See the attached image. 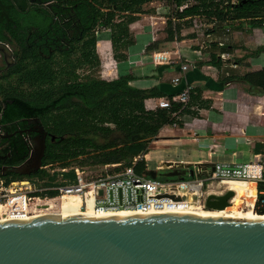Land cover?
<instances>
[{"label": "trees", "instance_id": "trees-1", "mask_svg": "<svg viewBox=\"0 0 264 264\" xmlns=\"http://www.w3.org/2000/svg\"><path fill=\"white\" fill-rule=\"evenodd\" d=\"M150 0H29L19 8L23 13L47 11L57 19L56 14L66 18L65 24L79 30L81 33L74 42L79 43V55L71 57L74 49L63 51L59 57L42 58L35 48L24 49L16 54V63L2 75L0 95L4 101L1 108L0 125L6 129L17 130V125L37 118L48 131L45 141L42 164L58 163L60 167L70 165L80 157L90 159L91 163L106 164L121 162L130 164L134 156L146 152L148 143L166 124L174 122L173 114L190 113L189 105L181 102H171L170 108L146 109L144 100L149 97L166 96L158 86L138 88L129 84L132 75L124 74L106 80L98 77L78 78L77 68L81 66L95 67L99 59L95 50L96 26L110 31V42L115 60H125L128 46L133 43L128 25L137 17L135 13L142 11V5ZM171 5H180L183 0H168ZM226 0H197L196 4L185 7L181 12H175V17L187 15H202L208 19L216 18V24L211 29L230 26L236 29L246 22L256 26L264 22V0H238L231 5ZM51 2V8L45 6ZM11 3L0 0V15L7 17V29H0L14 36L18 24L10 16ZM13 6V5H12ZM56 19L54 20L56 22ZM58 20V19H57ZM52 23L53 25H56ZM187 22V21H184ZM181 23L166 20V39L180 38ZM182 38V37H181ZM22 47L25 45L20 44ZM216 45V43H213ZM73 46V45H72ZM155 43L148 45L153 49ZM264 47H258L259 53ZM220 66L221 58L215 52L207 61ZM16 77L17 86L27 85L31 90H16L8 82V78ZM226 82H243L251 88L257 87L264 92V68L248 71L242 74L229 73L223 77ZM6 83V84H5ZM8 85V86H7ZM7 86V87H6ZM189 99L199 94L194 89ZM53 136V139H51ZM10 154L6 164H20L28 155L30 146L22 134L0 138V148ZM264 160V153H263ZM145 160L139 159L135 170L142 172ZM56 172L50 174L38 169L30 174H20L15 171L0 172V178L6 182L23 177H38L45 179L44 184H54ZM67 179H73V171L63 173ZM254 188L250 195H241L249 201L254 197ZM61 210V208L59 209ZM58 210V211H59ZM56 211L52 201H47L37 208L38 212Z\"/></svg>", "mask_w": 264, "mask_h": 264}, {"label": "crops", "instance_id": "crops-1", "mask_svg": "<svg viewBox=\"0 0 264 264\" xmlns=\"http://www.w3.org/2000/svg\"><path fill=\"white\" fill-rule=\"evenodd\" d=\"M5 1L9 2V0ZM25 1L27 0H14L11 3L13 6L11 5L10 16L20 28L40 29L42 25L50 21V14L47 11L36 12L42 17L43 24L35 18L24 19L29 16V12L22 14L19 6ZM166 1L163 3L162 0H150L142 5L141 12L135 13L137 18L128 25L135 36V42L128 46L125 60L113 58L110 31L101 27L100 36L106 34V38L103 39V35L98 38L95 36L98 59L102 68L108 65L109 61L115 65L113 73L101 71L105 74L101 78L107 80L109 78L107 76H110L108 74L114 75L116 72V75L110 79L130 74L132 79L129 84L132 86L138 88L158 86L160 91L171 95L178 93L186 82L192 87H200L202 80H206V87L198 89L199 95L190 98L191 112L173 114L179 125L175 120L171 124L164 125L155 138L148 143L149 146H165L151 148L149 152L168 154L173 158L174 167L192 163L209 165L218 160L245 161L256 154H263L264 92L259 88V91H255L254 88L257 87L251 88L243 82H224L223 85V77L229 74L225 68L232 70V62L236 65L233 68L239 65L235 59L231 60L235 56L240 58V62L245 63L243 73L264 68V50L255 52L258 47H264V25L261 23L249 26L244 22L236 29H231L230 26H227L228 29L226 26L209 29L205 37L214 38L212 40L216 45L212 46L216 47V51H209V57H207V52L205 53L204 50L210 47L208 40H204L206 46L202 48L199 44L197 45L199 39L197 36L183 30L190 29L192 32L189 21L179 22L182 38L166 39V20L169 17V5ZM6 18L0 15V29H7L4 26L7 23ZM153 29L161 31H153ZM2 38L0 37V45L2 41L6 43V39L1 40ZM219 41L224 42V45L219 46ZM152 43H155V46L153 49H148V45ZM214 52L217 55L220 52H228L229 58L221 59L220 66H215L207 62L210 54ZM154 53L164 54L167 57L166 61L154 60ZM137 62L141 64V67L135 65ZM179 62L188 63L190 68L185 78L174 85L171 79L179 74L177 70ZM202 71L210 77H206ZM223 72L224 75L221 74ZM2 75H0V82L5 81L2 80ZM193 93L196 94L195 91ZM162 97L166 96L146 98L145 108L153 109V99ZM0 99L2 100L1 95ZM145 153H143L145 160L150 161L146 157L148 152ZM162 154L159 156L161 157ZM59 175L56 174V178Z\"/></svg>", "mask_w": 264, "mask_h": 264}, {"label": "water", "instance_id": "water-1", "mask_svg": "<svg viewBox=\"0 0 264 264\" xmlns=\"http://www.w3.org/2000/svg\"><path fill=\"white\" fill-rule=\"evenodd\" d=\"M3 106L0 99V115ZM29 120L37 139L7 171L30 174L42 164L47 132ZM232 195L209 194L205 207L224 208ZM0 264H264V219L143 213L0 221Z\"/></svg>", "mask_w": 264, "mask_h": 264}, {"label": "built area", "instance_id": "built-area-1", "mask_svg": "<svg viewBox=\"0 0 264 264\" xmlns=\"http://www.w3.org/2000/svg\"><path fill=\"white\" fill-rule=\"evenodd\" d=\"M237 1L226 0L225 2L233 5ZM196 3L197 0H183L180 5L172 4L169 8V17L173 22L189 21L192 27L198 25L197 21L205 20L207 21L204 24L205 31L201 30L200 33L203 34L216 24L215 17L211 19L202 15L175 17V12H181L185 7ZM226 29H228L227 26ZM100 31L101 27L94 28L97 38ZM197 44L202 48L206 46L204 40ZM218 45L223 46L224 42L219 41ZM218 55L222 60L229 58L228 52H220ZM153 59L166 61L167 57L164 54L154 53ZM231 66L236 65L232 62ZM189 68L188 63L179 62L177 65L179 74L172 77V83L174 85L180 83ZM191 88V85L186 82L185 86L171 98H154L153 109L170 108L172 101L187 103ZM24 138L31 150L32 141L27 136ZM144 156L143 153L134 156L130 164L106 163L99 171H93L78 164L65 167H60L58 163L41 164L40 169L50 174L55 172L60 174L55 179V183L49 185L43 183L45 179L38 177H23L8 182L0 178V221L30 220V216L35 214L37 208L47 201H52L56 211L72 200L77 204V212L129 211L143 214L184 209L190 202L187 201L188 196H191V200L198 201L205 207L207 195H222L228 191L222 188L213 189L223 180L254 183L252 209L264 214V160L261 153L245 161L218 160L209 165L192 163L188 167H183L184 174L170 178L155 175L156 167H150L147 161L145 169L137 172L135 164L139 159H144ZM69 170L73 171V179L70 180L62 176ZM234 195L233 192L229 202Z\"/></svg>", "mask_w": 264, "mask_h": 264}, {"label": "flooded vegetation", "instance_id": "flooded-vegetation-1", "mask_svg": "<svg viewBox=\"0 0 264 264\" xmlns=\"http://www.w3.org/2000/svg\"><path fill=\"white\" fill-rule=\"evenodd\" d=\"M56 16L58 20L56 17L53 18L50 15V21H48L45 25H42L40 29H27L20 28L18 26L17 29H14V36L10 35L6 31L5 33H2L3 38L1 40L6 39V43L2 41V45H0V75L4 74V72L8 71L16 63V54H18L17 49H20L21 52L24 49L29 50L31 48H35L42 58L51 59L55 57V54L60 56L63 51H67L72 48L73 40L80 36L81 33H79L78 29L73 27V24L71 26L65 24L67 19L62 18V14H56ZM55 19L56 22L54 21ZM54 22L56 25L52 24ZM21 43L25 46L22 47L20 45ZM2 52L7 53L6 57L3 56ZM32 122V120H29L25 121L23 125L18 124L17 130H13L11 128L6 129L2 125H0V127L2 128V131L7 133V137L13 136L17 133L27 136L30 140H36V135L38 133L33 130L34 123ZM44 130L47 132L45 137L46 140V138L49 137V133L45 128ZM9 155L10 154H6L4 152L3 147L0 148V172H7L5 167L10 165L5 162L7 161ZM191 203H194V201L192 200ZM205 209L215 210L209 208Z\"/></svg>", "mask_w": 264, "mask_h": 264}, {"label": "rangeland", "instance_id": "rangeland-1", "mask_svg": "<svg viewBox=\"0 0 264 264\" xmlns=\"http://www.w3.org/2000/svg\"><path fill=\"white\" fill-rule=\"evenodd\" d=\"M162 1H164L163 3H165V0H162ZM166 4H168L169 5V8H170V6H171L170 1L167 0L166 1ZM27 17L28 18L29 17L35 18L37 21H39V22L41 21V23H42V17L38 13H36V12H30L29 13V16H26L25 19H27ZM205 22H207V21H205V20H202V21H199V22L197 21V24L198 25L196 27H192V32H191L190 29H183V30H185L186 32L191 33V34L193 33V35L197 36V38H199L197 40L198 43H201V41H203V40H205V41L208 40L207 43L210 44V47L209 48H206V50H204V52L205 53L207 52L206 53L207 54L206 56L209 57V51H212V50H215L216 51V47L214 48V46H212L213 43H214L213 40H212L214 38H212V36L205 37V33L206 32L203 33V34H200L201 33V30H203V32L205 31V25H204ZM185 26L188 27L187 24H185ZM209 27H211V26H209ZM105 30L106 31H109L108 29H105ZM153 31H161V30L160 29H153ZM129 32H130V36L133 39V42H135V40H134L135 39L134 38L135 36H133V33L130 31V29H129ZM105 35L106 34H101V36L103 37V39L106 38ZM179 37L181 38L182 36L180 35ZM180 38H178V39H180ZM158 41H161V40H158ZM72 45H73L72 46V49H74V51L72 52V56L71 57H76V56L79 55V52L77 51L78 50V47H79V43L74 42ZM19 52H20V49H17V53L18 54H19ZM125 53H126V50H125ZM97 56H98V54H97ZM54 58L57 59V60H61L62 59V57H59V55H57V54H55V57ZM233 59H235L238 62L239 65L236 68H233L232 67L231 68L232 70H229V68H225V70H227L229 73H238V74L243 73L245 71V69H244V64L245 63L240 62V60H239L240 58H237L236 56L234 58L233 57L231 58V60H233ZM135 65L136 66H140L141 64L139 62H137ZM114 69H115V65L112 62L110 63V61H109L108 65H106V66H104V68H102L101 67V63L99 61V65H97L95 67L81 66V67L77 68L76 73L78 75V78H80V79H84L86 77H98V78H101V77H103V75H105L104 74L105 72L113 73ZM101 71H103V72L105 71V72L104 73H101ZM116 73L114 75H116ZM202 73L205 74L203 71H202ZM221 74L224 75V72L221 73ZM108 75H110V76H107V77H109V78H107V80H110V77H114V75H112V74H108ZM205 75H206V77H210L209 74H205ZM15 79H16V77H12V76L10 78H8V82L13 86V88H15L16 90H24V91L31 90V87H29V86H27L25 84L22 85V86H17V83H16V80ZM205 81L206 80H202V82L200 83V85H202V86H200V87L199 86L192 87V85L190 84L191 87H192L191 90H190V92L193 93L192 91L194 89H202V88H205L206 87L205 86ZM2 82H4V81H2ZM224 82H226V81L223 80V85L225 84ZM189 101H190V99H188V103L187 104L190 107ZM175 122H176L177 125H179L178 124V120H175ZM157 147H165V146H160V145L159 146L158 145L157 146H154V145L149 146L148 145L147 148H146V153L147 152L148 153L147 154L145 153L146 154V157L148 159H150V161L147 160V163L149 164V166L150 167H154V166L156 167V170H155V173L154 174L157 175V176H159V177H161V178H170V177H176L178 175H182L183 174L182 173L183 168L181 166H179V167H176L175 166L174 167V163L172 161L173 158L171 156H169L168 154L163 155L162 154L163 152H160V153L159 152H155L153 154H151L152 152L151 153L149 152V150L151 148H157ZM159 154H162V156L160 157ZM152 155H154V157ZM144 160H145V158H144ZM145 162H146V160H145ZM71 164L72 165L73 164L82 165V166L88 167L90 170H93V171H99L104 166V164L91 163L90 159H86L85 157H80V158L77 159V161H73ZM223 186L224 185L222 183H220V184H218V186L215 185L213 187V189L217 190V189L222 188L223 190H225L226 188L223 187ZM251 188H254V183H252V182H251ZM253 198L254 197L251 198V196H250V199H253ZM250 201L251 200H249V201L247 200L246 203H243L241 206L239 204H236L235 206H233V208L234 209H249V210H251L249 208L250 205H248V202H250ZM194 203H198V201H194ZM252 211H254V210H252ZM38 213H44V212H38Z\"/></svg>", "mask_w": 264, "mask_h": 264}, {"label": "bare ground", "instance_id": "bare-ground-1", "mask_svg": "<svg viewBox=\"0 0 264 264\" xmlns=\"http://www.w3.org/2000/svg\"><path fill=\"white\" fill-rule=\"evenodd\" d=\"M100 36V35H99ZM222 183L226 188V190H231L235 193L234 197H232L231 202L226 205L224 208L215 209V210H206L204 206L198 203H191V196H188L187 201L188 206L184 209L180 210H169L166 212H159V214H186L191 216L197 217H221V218H232V219H264V214L252 211L253 201L254 198L248 202L250 205V209H231L236 204L240 206L243 203H246V197L251 193V182H239L235 180H223ZM218 186V184L216 185ZM241 195H246V197H242ZM76 202L75 201H68L61 206V210L59 211H51V212H44V213H35L34 215L30 216V219H44V218H59V217H72V216H85V215H92L98 216L101 214L107 215H132L137 214L135 212L129 211H108L102 213H90V212H77L76 210ZM228 207V208H227Z\"/></svg>", "mask_w": 264, "mask_h": 264}]
</instances>
